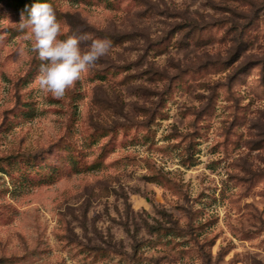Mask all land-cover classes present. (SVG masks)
<instances>
[{
	"label": "rangeland",
	"instance_id": "1",
	"mask_svg": "<svg viewBox=\"0 0 264 264\" xmlns=\"http://www.w3.org/2000/svg\"><path fill=\"white\" fill-rule=\"evenodd\" d=\"M108 55L62 99L18 27ZM0 264H264V0H0Z\"/></svg>",
	"mask_w": 264,
	"mask_h": 264
},
{
	"label": "clouds",
	"instance_id": "2",
	"mask_svg": "<svg viewBox=\"0 0 264 264\" xmlns=\"http://www.w3.org/2000/svg\"><path fill=\"white\" fill-rule=\"evenodd\" d=\"M18 27L33 41L31 51L41 61L35 77L38 89L55 99H62L112 47L110 39L93 38L89 33H73L60 39L61 23L47 2L32 4L27 18L21 14Z\"/></svg>",
	"mask_w": 264,
	"mask_h": 264
}]
</instances>
